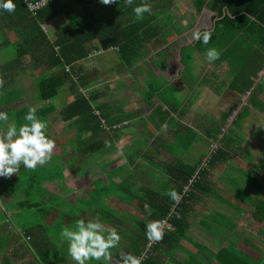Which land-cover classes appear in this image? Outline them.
Wrapping results in <instances>:
<instances>
[{
	"label": "crops",
	"instance_id": "0c3cea01",
	"mask_svg": "<svg viewBox=\"0 0 264 264\" xmlns=\"http://www.w3.org/2000/svg\"><path fill=\"white\" fill-rule=\"evenodd\" d=\"M86 2L97 16L112 6L100 0H72L73 12H80V5ZM143 2L136 0L137 5ZM147 2L151 12L144 14L142 25L150 30L142 33V41L153 36L142 44L135 65L126 67L116 49L94 51L75 68L70 67L73 81L47 102L40 96L37 79L44 71L36 67L50 61L47 43L31 45L39 52L17 64L15 51L9 50L17 49L19 32L6 30L8 43L0 47V72L6 73L0 111L8 113V125L19 128L27 123L24 117L29 108L36 107L38 117L48 123L47 135L55 140L56 148L49 163L35 169L21 164L18 174L0 177V211L6 210L15 224L20 221L39 234V252L47 248L49 258L41 261L35 254L38 250L34 254L24 250L14 232L0 227V241L12 237L0 250V259L13 251L17 264H75L60 233L66 226L74 229L78 219L99 216L106 228H115L121 236L119 247L112 250L113 264H118L120 252L134 255L145 245L146 224L158 220L145 210V204L152 210L153 204L165 201L169 185L174 183H170L171 174L179 171L177 165L183 164L184 172L200 165L217 143L222 151L215 165L204 172L196 201L190 203L189 229L175 251H166L164 256L155 253L157 264H189L198 245L215 252L228 244L225 241L239 246L246 235L256 236L246 229L238 233L244 224L254 226L253 220L264 236V222L252 218L257 205L264 203V69L251 91L239 93L235 85L249 52L233 46L230 51H236L240 64L223 57L209 63L203 52L194 49L193 33L215 27V13L207 5L198 11V0ZM68 22L67 15L61 14L42 26L49 43L53 44ZM98 55L106 57L91 61ZM115 58L117 65L109 64ZM92 72L102 77L81 88L77 81ZM80 94L109 123L127 121L130 127L100 137L81 136L79 120L66 121L62 115ZM235 109L239 112L232 122ZM5 128L0 122V130ZM150 190L160 193V198L145 196ZM1 217L0 226L4 225ZM223 219L229 220L224 236L213 231L223 227L227 222ZM233 225L236 228L229 233ZM89 264L104 262L92 260Z\"/></svg>",
	"mask_w": 264,
	"mask_h": 264
},
{
	"label": "trees",
	"instance_id": "16d2710c",
	"mask_svg": "<svg viewBox=\"0 0 264 264\" xmlns=\"http://www.w3.org/2000/svg\"><path fill=\"white\" fill-rule=\"evenodd\" d=\"M30 1L39 2L41 0ZM13 2L16 5L14 12L10 13L0 9V37H3L0 40V47H2V44L8 43L7 34H5L6 30L14 29V31H18L19 39L17 45H15L17 49L11 48L9 50L15 51L14 54L17 56L15 61L18 64L25 57L34 55L35 51L39 52V50H33L31 45L47 43L45 45L47 52H52L49 57L52 64L48 61L42 62V65H36L38 69L43 68L44 71L37 79L40 96L45 102L54 99L69 81H73V72L70 67L75 68V64L95 54L94 51L116 49L119 51L122 63L126 67H133L142 52V44L150 41L153 36L151 35L150 38L142 41L143 36H145L142 33L150 29L142 25L143 20L137 21L135 19L133 9L137 6L136 0H133L131 5L126 4L125 1L112 4L109 11L100 16H97L91 10L90 1L80 5V12L76 13L73 12L72 0H54L38 8L36 12L31 11L26 0H13ZM206 5L211 12L215 13V27L212 30V39L207 45L196 41L194 49L205 54L207 49L216 48L221 53L220 57H223V59L232 58L235 62L237 61V64H240V61L237 60L236 51H230V49L233 46H238L241 51L249 52L246 60L247 65H242V68H240L241 72L235 85V90L245 94L247 91H251L255 79L264 69V0H210L209 2L198 0L197 10H202ZM83 11L86 12L85 17L77 18ZM61 14H66L69 22L65 28L58 32L53 44H51L42 26L55 20ZM15 25L21 26L27 32H23V30L21 32ZM94 43L97 44V47L93 46ZM100 77H102L101 73L92 72L86 74L83 79L80 77L77 82H79L81 88H84L86 84H91ZM262 81H264V77ZM258 88L260 89L261 86ZM96 112L99 115H96ZM62 115L66 121L79 120V132L83 137L89 134L100 137V135L106 134L102 127L103 120L110 126L111 132L109 133L112 134L120 133L130 127L127 121L109 123L98 109H93L90 99L83 94H80L75 102L66 107ZM114 126H121V128L114 130ZM88 148L91 151V146ZM211 151L208 155L211 154ZM221 151L220 147L217 153L213 155L208 169L215 165ZM182 165H177L179 171H173L170 177V183H174L169 185L170 190L168 193L174 191L177 194V198L182 193L183 184L194 174L196 167L200 166L197 165L184 172L182 171L184 168ZM203 178L204 174L196 181L191 193L183 197L179 202L175 203L177 199L173 200L170 195H167L165 201L161 199L159 203L153 204L152 210H148V213H151L153 218L157 217L158 220L162 221L171 213V207L175 204V214L171 215V223L175 226V230L165 233L161 241L151 245L150 252L148 251L149 255L142 261V264H157L156 252L164 256L166 251H175L179 247L181 239H184L189 229L188 210L193 208L192 205L191 209H189L190 203L191 201H196V191L202 186ZM1 181L0 179V183ZM147 193L144 195L149 198H160L161 196L160 193L158 194L153 190L147 191ZM0 215L4 223L0 227L3 230L9 233L14 232L17 235L19 245L24 250L33 254L35 250H38V253H35L36 257L43 262L47 261L50 256V250L42 247L39 252V247L42 244L41 239L38 237L39 234L36 235L31 228H27L20 221L15 224L10 219V214L4 209H1ZM253 216L255 219L264 222V203L257 205ZM39 227L40 225L36 226V229ZM235 228L233 225L229 233L233 232ZM42 231L43 228L40 229L39 233H42ZM30 236L31 240H28ZM11 239L12 237L3 242L0 241V250ZM171 242L173 243L171 248L164 247L165 244L171 245ZM241 243V245L237 246L235 242L229 241V244L219 249L218 252L198 245L197 253H202L203 256L202 254L196 255L197 253L193 254V256L191 255L192 262L189 264H214L215 262H218V264H263L264 252L260 238H255V236L248 238V235H246ZM148 244L149 241L146 240L145 245L139 251L135 250L133 252L134 255L138 257L144 255ZM11 253V255L7 254L0 259V264H17L15 263L13 251ZM18 253L20 252L18 251ZM193 260L195 261L193 262Z\"/></svg>",
	"mask_w": 264,
	"mask_h": 264
},
{
	"label": "clouds",
	"instance_id": "9594fccd",
	"mask_svg": "<svg viewBox=\"0 0 264 264\" xmlns=\"http://www.w3.org/2000/svg\"><path fill=\"white\" fill-rule=\"evenodd\" d=\"M103 5H111L116 0H100ZM128 5L133 0H125ZM16 5L13 0H0V9L6 12H14ZM137 21L144 19L145 13L151 12V5L144 0L133 9ZM212 39V31H196L193 40L207 45ZM221 53L216 48L207 49L205 56L209 63L219 59ZM6 73L0 72V89L4 88ZM27 123L17 126L8 125L9 115L0 111V122L5 123L6 128L0 130V177L11 178L18 174L21 164L27 169H35L43 166L52 159L56 142L47 135L48 123L37 115V108L30 107L24 117ZM110 146V145H109ZM202 163V162H201ZM173 200L177 194L168 193ZM145 210L149 205L145 204ZM151 214V213H149ZM149 246L159 242L165 235V222L150 221L145 226ZM61 238L67 243L68 254L75 264H89L90 261H103L104 264H113V249L119 247L121 236L115 228H106L99 216L94 220L78 219L75 228L64 227L60 233ZM144 255L136 256L131 253L120 252L118 264H142Z\"/></svg>",
	"mask_w": 264,
	"mask_h": 264
},
{
	"label": "built area",
	"instance_id": "2783aa9c",
	"mask_svg": "<svg viewBox=\"0 0 264 264\" xmlns=\"http://www.w3.org/2000/svg\"><path fill=\"white\" fill-rule=\"evenodd\" d=\"M54 0H41L39 2H33V1H30V0H26V3H28L29 7L31 8V11L33 12H36L38 10V8H41L43 7L44 5L48 4L49 2H52ZM103 51V50H101ZM98 113L96 112V115ZM99 115V114H98ZM102 127H103V131L109 133L111 132L110 131V126L106 124V122L103 120L102 121ZM121 126H114V130H118L120 129ZM226 128H224L223 130V133L226 131L225 130ZM221 134L220 138L223 139V137L225 136L224 134ZM221 142V141H220ZM220 148V144L217 143V144H214L213 147H212V151H211V154L208 155L204 161L200 164V166H197L196 167V170L194 171V174L191 175L190 178L187 179V181L183 184V188H182V193L180 196H178L177 200L175 201L176 202H179L183 197H186L189 195V193H191V191L193 190V186H195V183L198 179H200L202 177V174H204V172L206 170H208L209 166H210V161L213 157L214 154L217 153V151L219 150ZM170 214L165 218L163 219L162 221L165 222V233H168V232H172L175 230V226L171 223V220H172V216L175 214V204L171 207V210H170ZM173 214V215H172ZM172 215V216H171ZM28 240H31V237L28 238ZM155 243V242H154ZM152 243V244H154ZM151 244V245H152ZM150 247L149 244H148V248L147 250L145 251L144 253V257L145 259L148 257L149 255V250H150ZM149 251V252H148ZM144 259V260H145ZM143 260V261H144Z\"/></svg>",
	"mask_w": 264,
	"mask_h": 264
},
{
	"label": "rangeland",
	"instance_id": "374dc122",
	"mask_svg": "<svg viewBox=\"0 0 264 264\" xmlns=\"http://www.w3.org/2000/svg\"><path fill=\"white\" fill-rule=\"evenodd\" d=\"M85 15H86V12H84L83 11V13L82 14H79V16L77 17V18H81V17H85ZM99 52V51H98ZM111 54H113L115 57L116 56H118L115 52H113V53H111ZM105 55H109V54H105ZM106 56H104V55H98V56H96V57H94L93 59H91V61H93L94 63H97V62H99L101 59H103V58H105ZM113 63V65L115 66V65H117V60H116V58L114 59V61L112 60L109 64H112ZM119 68V67H118ZM117 68V69H118ZM238 109H235L234 111H233V114L231 115V121L233 122L235 119H236V117H237V115H238ZM226 131H227V129H225ZM195 132H198L197 130L195 131ZM172 144H174V142L172 143ZM142 147V146H141ZM145 146H143V148H144ZM143 148H140L141 150H143ZM138 149H139V147H138ZM191 150H189L188 151V155H189V152H190ZM253 214V213H252ZM251 214V215H252ZM245 218V217H244ZM249 218V217H248ZM247 218V219H248ZM252 218L254 219V217L252 216ZM249 221H252V219L251 218H249L248 219ZM223 221H227V219H223ZM246 223V222H245ZM227 224H229V220L226 222V223H223L222 225H223V227H221V228H218V229H214L213 231L216 233L217 231H218V233L217 234H220V235H222V236H224L225 235V233H227L226 231L228 230L227 228H224V226L225 225H227ZM253 224H254V226L251 224L249 227H247V225L246 224H244V226L242 227V228H239V230H238V233L239 232H243V230L244 229H246V230H248V231H250V232H253L254 233V235H256L255 236V238L256 237H260V239L262 240V247H263V252H264V236L262 235V234H260L258 231H257V228L259 227V225L258 224H256V223H254V220H253ZM215 225H218V224H215ZM240 227H241V225H240ZM241 238V236H239V239ZM248 238H253V236H251V235H248ZM224 240V239H223ZM225 241V240H224ZM260 241V240H259ZM225 242H227L228 244H229V241H225ZM253 255H255V254H253ZM257 257V256H256ZM263 257H264V254H263ZM257 259V258H256ZM263 260H264V258H263ZM263 264H264V261H263Z\"/></svg>",
	"mask_w": 264,
	"mask_h": 264
}]
</instances>
